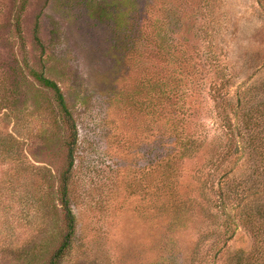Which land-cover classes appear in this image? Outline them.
Wrapping results in <instances>:
<instances>
[{
	"label": "rangeland",
	"instance_id": "obj_1",
	"mask_svg": "<svg viewBox=\"0 0 264 264\" xmlns=\"http://www.w3.org/2000/svg\"><path fill=\"white\" fill-rule=\"evenodd\" d=\"M34 71L78 133L59 264H264L235 197L256 184L264 209V0H0V264L61 241L33 172L59 175L66 134Z\"/></svg>",
	"mask_w": 264,
	"mask_h": 264
},
{
	"label": "trees",
	"instance_id": "obj_2",
	"mask_svg": "<svg viewBox=\"0 0 264 264\" xmlns=\"http://www.w3.org/2000/svg\"><path fill=\"white\" fill-rule=\"evenodd\" d=\"M37 41L40 42V39L38 38ZM33 77L41 86V89H43L45 92L50 93V97L47 98L44 103H49V109L51 110V114L53 115V120L60 126L61 129H63L66 134V159L63 162L62 171L59 173V175L56 176L52 173L47 172L44 174L39 172L38 170L33 172L35 175L33 181L38 190V193H36L38 203H35V207L37 206L39 208L38 209L36 207L38 210H41V207L50 209V207L46 206L45 203L50 199L51 201H56L59 204V208L57 207V205L53 206V210H55V212L57 213V219L51 220V222H53L56 230L60 233L59 237H61V241L58 248L51 254L50 260L48 262V264H59L61 259L64 258L65 255L67 256V253H69L71 240L75 236L77 226L76 216L73 213L70 203V186L75 163L74 154L77 145L78 133L75 122L73 121V115L69 110L65 96L56 82L48 79L42 73L36 71L33 72ZM41 89L39 90V92H42ZM154 89L155 88H151L150 91H154ZM150 91L149 95L153 98V96L150 94ZM37 102L39 104L35 116H43L44 110L41 111V107L43 104L40 103L41 101L37 100ZM150 103L151 105H153V99H151ZM21 123H23V119L17 121L16 124L18 126L16 131L19 129L20 132H23V134H31L33 131L32 128H25L26 130L22 131ZM29 123L31 124V121H29ZM61 123L62 125H60ZM163 158L165 161V156L162 157V159ZM163 167L164 169H166V178L170 176H178L176 171L173 172L172 170H168V166ZM22 174L24 173L22 172ZM255 188H257L256 184H253L249 190H245L244 194L242 192L241 195H236L235 197H238V200L242 201L243 203V205L241 203V206L239 205L238 207L242 208L243 210H247L246 217L248 219V222L257 224L255 226L256 236L260 241L264 242V209L261 208V205H254V203L252 202L255 195H257V192L254 190ZM159 190L161 191V194L163 196H171V200L175 199L177 203H182V195L179 191H177L175 185L173 186L169 182H164L163 186L160 187ZM233 197L234 195H232V193L228 194L225 196V200H229ZM167 204H169V202ZM175 207L176 206H174V208ZM238 207L237 209H240ZM237 257V264H245L244 262L245 260H247V258L244 257L243 252L240 254L239 259Z\"/></svg>",
	"mask_w": 264,
	"mask_h": 264
}]
</instances>
